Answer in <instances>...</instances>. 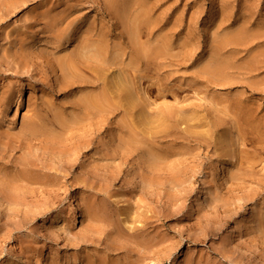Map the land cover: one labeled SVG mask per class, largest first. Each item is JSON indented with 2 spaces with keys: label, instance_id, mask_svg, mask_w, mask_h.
Returning <instances> with one entry per match:
<instances>
[{
  "label": "rangeland",
  "instance_id": "obj_1",
  "mask_svg": "<svg viewBox=\"0 0 264 264\" xmlns=\"http://www.w3.org/2000/svg\"><path fill=\"white\" fill-rule=\"evenodd\" d=\"M0 264H264V0H0Z\"/></svg>",
  "mask_w": 264,
  "mask_h": 264
},
{
  "label": "bare ground",
  "instance_id": "obj_2",
  "mask_svg": "<svg viewBox=\"0 0 264 264\" xmlns=\"http://www.w3.org/2000/svg\"><path fill=\"white\" fill-rule=\"evenodd\" d=\"M220 67V66H219ZM24 90H26V89H23V91H22V93H24ZM27 92V91H26ZM98 95V94H97ZM101 96H102V94H101ZM92 97V96H91ZM103 98V97H102ZM90 99V98H89ZM93 99H94V97H93ZM92 101V100H91ZM96 100H94V102H95ZM93 102V101H92ZM91 103V102H90ZM98 104V103H97ZM94 105H95V103H94ZM223 175H224V173L223 172H221L220 173V178L219 179H221L222 177H223ZM78 216H79V212H78V210L75 208V220H78Z\"/></svg>",
  "mask_w": 264,
  "mask_h": 264
}]
</instances>
